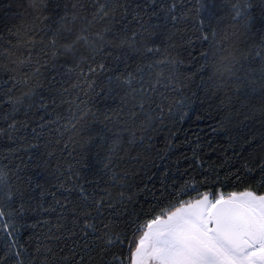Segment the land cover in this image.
<instances>
[{
  "label": "snow or ice",
  "instance_id": "obj_1",
  "mask_svg": "<svg viewBox=\"0 0 264 264\" xmlns=\"http://www.w3.org/2000/svg\"><path fill=\"white\" fill-rule=\"evenodd\" d=\"M0 264H264V0H0Z\"/></svg>",
  "mask_w": 264,
  "mask_h": 264
},
{
  "label": "trees",
  "instance_id": "obj_2",
  "mask_svg": "<svg viewBox=\"0 0 264 264\" xmlns=\"http://www.w3.org/2000/svg\"><path fill=\"white\" fill-rule=\"evenodd\" d=\"M4 3L10 2V0H3ZM195 64V59H189L185 56V66L181 69L185 75L191 74L195 71V68L192 67ZM196 83H199V78H195ZM195 91V88H193ZM215 118V119H214ZM218 119L216 113L214 111L208 110V113H205V110L197 107L195 113L190 112L189 117L183 121L178 122L174 128L171 129L176 136L179 137L181 141L187 137L189 140L193 139L196 136L199 137H207L209 140H215L216 143L223 144L224 137H214L212 133V129L216 127V120ZM258 126V125H257ZM168 129H165L161 136L167 135ZM188 145L182 149L183 151H188ZM190 154V153H189ZM209 156L212 158H216L215 154L209 153Z\"/></svg>",
  "mask_w": 264,
  "mask_h": 264
}]
</instances>
